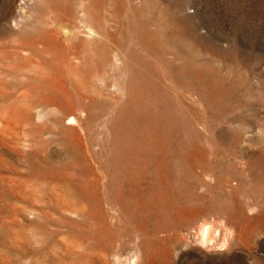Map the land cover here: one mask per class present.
Returning <instances> with one entry per match:
<instances>
[{
    "label": "rangeland",
    "instance_id": "rangeland-1",
    "mask_svg": "<svg viewBox=\"0 0 264 264\" xmlns=\"http://www.w3.org/2000/svg\"><path fill=\"white\" fill-rule=\"evenodd\" d=\"M0 264H264V0H0Z\"/></svg>",
    "mask_w": 264,
    "mask_h": 264
},
{
    "label": "bare ground",
    "instance_id": "bare-ground-1",
    "mask_svg": "<svg viewBox=\"0 0 264 264\" xmlns=\"http://www.w3.org/2000/svg\"><path fill=\"white\" fill-rule=\"evenodd\" d=\"M214 228V227H213ZM200 229V228H199ZM208 229V228H207ZM202 230V229H201ZM211 232V231H210ZM209 232V233H210ZM209 234L207 233V231H205L204 233H203V236H202V238H203V242L205 243V242H207V236H208ZM214 238V237H213ZM217 238V237H216ZM225 242V241H224ZM220 244V243H219ZM224 246V245H223Z\"/></svg>",
    "mask_w": 264,
    "mask_h": 264
}]
</instances>
